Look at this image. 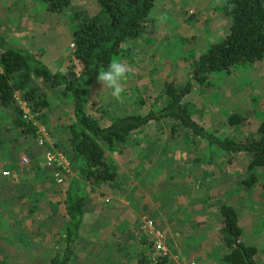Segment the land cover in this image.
Segmentation results:
<instances>
[{"label":"rangeland","instance_id":"obj_1","mask_svg":"<svg viewBox=\"0 0 264 264\" xmlns=\"http://www.w3.org/2000/svg\"><path fill=\"white\" fill-rule=\"evenodd\" d=\"M222 2L155 0L145 26L134 39L124 40L121 54L114 57L131 69L123 83L125 92L116 99L96 78L81 89L84 112L100 126L123 114H143L164 103L165 83L180 86L189 79L192 86L182 100L191 105L193 120L219 138L257 136L255 128L264 121V55L228 72L211 73L203 85L191 78L197 56L228 31L230 19L220 10ZM79 9L92 14L98 6L95 0H70L62 11L53 13L40 0H0V37L49 70L62 72L71 62L73 13ZM31 81L46 100L42 123L36 122L34 134L14 127L16 110L0 104V264H47L60 251L66 220L61 200L68 185L77 180L69 162L63 183L53 185L42 156V149L52 148L66 157L67 149L61 145L72 120L71 98L60 87L49 88L37 78ZM14 99L19 108H27L16 92ZM230 113L246 115L248 126L225 124ZM28 114L33 116L29 110ZM170 126L167 120L149 121L131 132L121 148L106 150L120 183L118 190L114 182L82 186L86 206L107 207V213L99 216L105 237L101 248L96 245L89 252L87 264H134L138 237L163 245L166 264L181 259L223 264L219 259L225 248L218 238L222 203L235 208L242 241L256 247L255 261L264 264V169L256 168L255 182L245 188L243 153L213 150L209 159L204 142L186 131L171 132ZM52 185L60 200L50 191ZM119 200L125 201V208ZM146 221H151L150 229ZM168 223L170 237L164 230ZM186 249L190 253H184ZM114 252L119 262H108Z\"/></svg>","mask_w":264,"mask_h":264},{"label":"trees","instance_id":"obj_2","mask_svg":"<svg viewBox=\"0 0 264 264\" xmlns=\"http://www.w3.org/2000/svg\"><path fill=\"white\" fill-rule=\"evenodd\" d=\"M49 12H60L70 0H40ZM155 0H95L98 10L92 14L79 9L73 13L75 29L72 33L71 62L60 71H51L37 58H32L23 49L7 43L0 37V104L11 106L17 114L11 120L14 127L28 135L34 134L37 123H42L46 100L36 90L32 78L39 79L49 88L60 87L72 101V120L66 125V157L77 174L65 190L63 243L60 251L51 255L47 264H67L71 258V245L76 242L83 207L87 197L81 192L84 184L101 185L114 181L116 174L112 161L107 157L108 149L123 145L129 134L149 121L167 120L173 128L188 132L204 142L206 153L212 151L243 153L246 156L247 175L241 183L245 188L255 182V169H264V121L255 131L234 138L217 137L193 120L192 107L183 97L190 91L191 82L186 80L175 86L164 85L165 101L155 110L140 114H123L104 126L83 110L81 89L94 81L109 62L121 54V45L126 39H134L145 26ZM220 10L230 19L227 33L212 42L194 60L191 78L203 85L211 73L228 72L231 67L251 64L264 55V0H223ZM14 92L19 94L32 120L21 118ZM34 123H33V122ZM37 122V123H36ZM225 124L240 128L247 127L246 115L230 113ZM191 139V138H190ZM55 147L59 145L55 144ZM54 147V148H55ZM59 151V150H58ZM201 161H206L202 158ZM218 238L225 248L219 262L223 264H257L256 247L242 241L235 208L227 204L218 205ZM141 249L136 264H166L167 255H155L152 241L138 237ZM188 262V261H187Z\"/></svg>","mask_w":264,"mask_h":264},{"label":"crops","instance_id":"obj_3","mask_svg":"<svg viewBox=\"0 0 264 264\" xmlns=\"http://www.w3.org/2000/svg\"><path fill=\"white\" fill-rule=\"evenodd\" d=\"M12 45H14V44H12ZM14 46H16V45H14ZM16 47H18V46H16ZM42 151H43V149H42ZM48 180L51 181L52 184L55 185L56 187L61 185V184L54 183L53 180L51 179L50 174L48 176ZM116 181H117V179L115 177V179L113 181L114 182L113 187L118 190V188H120V183L116 182ZM53 185L51 187L49 186V189H50V191H52V194L56 193L58 195V198H59V194L56 192V187ZM105 187L106 188L108 187V190L106 192L110 195L111 189H109V186L107 184L105 185ZM60 199L61 198H59V200ZM63 199H64V196H63ZM63 199L61 200V203H63ZM118 202H122V205L120 203L119 206L121 208H125V207H123V206H125L123 204H126L125 201L119 200ZM149 203L151 204V202H149ZM149 206H151V205H149ZM106 210H107V207H103L100 205H92V206H86L85 205L83 207L81 222H80L79 228H78L77 240L75 243H73L71 245L72 255H71V258L69 259V261L67 262V264H74L73 262H75L76 260L78 261L77 264H87L88 257L90 256L89 252H92L93 249H95L97 247L96 245H98L101 248V238L103 239V237H105V236L102 235V230H101V227H102L101 225L103 224L102 222H104V221L99 216L103 215L104 213H107ZM110 210L114 211V213L117 211L115 208H111ZM150 211L153 212V209H151ZM119 217H121V216H119ZM168 226H169V223L164 228L166 237H170L169 231H168ZM184 230H187V229L184 228ZM100 231H101V233H100ZM176 234H177V238L181 239V237H180L181 233L176 232ZM177 244H179V243H177ZM138 246H139L138 247L139 249H138L137 254L133 255L134 264H136V258H137V255H138L140 249H141V245L139 243H138ZM85 251H88V252H85ZM183 252L184 253H190V251L187 249L184 250ZM112 256H113L112 258L108 259V262H111V261L119 262V260L117 259V254H115V252L112 253ZM121 258L122 257H120V263H121ZM188 258H190V259H187V260H192L191 258H193V257H188ZM121 264H123V263H121Z\"/></svg>","mask_w":264,"mask_h":264},{"label":"built area","instance_id":"obj_4","mask_svg":"<svg viewBox=\"0 0 264 264\" xmlns=\"http://www.w3.org/2000/svg\"><path fill=\"white\" fill-rule=\"evenodd\" d=\"M19 104L21 102H18ZM23 104V103H22ZM25 106V104H23ZM21 109V118L25 121L32 120V117L28 114V110L25 107L20 105ZM33 122V121H32ZM34 123V122H33ZM39 145H42V142L39 141ZM43 156V167L50 170V176L54 183L62 184L64 180V173L68 171V159L59 151L53 150L52 148H44L42 151ZM151 221H146L145 226L150 229ZM158 233L155 232V235ZM153 252L155 255H163L164 247L160 243H152ZM176 264H196L194 261H183L182 259Z\"/></svg>","mask_w":264,"mask_h":264},{"label":"clouds","instance_id":"obj_5","mask_svg":"<svg viewBox=\"0 0 264 264\" xmlns=\"http://www.w3.org/2000/svg\"><path fill=\"white\" fill-rule=\"evenodd\" d=\"M130 66L119 59H112L106 70L98 73L97 80L102 84L103 89L111 91L112 97L119 99L125 92L124 81L128 79Z\"/></svg>","mask_w":264,"mask_h":264}]
</instances>
